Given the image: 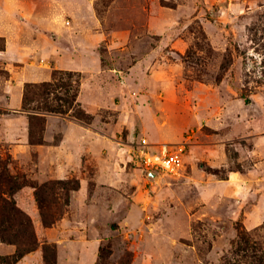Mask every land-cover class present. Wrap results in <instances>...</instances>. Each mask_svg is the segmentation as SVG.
Wrapping results in <instances>:
<instances>
[{
    "label": "rangeland",
    "instance_id": "obj_1",
    "mask_svg": "<svg viewBox=\"0 0 264 264\" xmlns=\"http://www.w3.org/2000/svg\"><path fill=\"white\" fill-rule=\"evenodd\" d=\"M9 38L19 56L11 70L1 56ZM23 68L30 76L48 69L51 79L55 71L77 72L80 89L86 81L103 95L83 99L103 106L80 101L89 122L72 111L55 114L106 124L112 137L84 168L83 198L79 176H37V151L13 152L16 142L0 132V159L13 172L38 184L73 181L56 185L62 216L53 226L64 216L71 221L53 238L35 188L23 187L38 210L36 222L25 208L43 252L36 264H46L44 243L56 245L57 264L236 263L245 229L264 252V0H0L1 99ZM46 104L22 106L30 144L44 137L54 113L33 110ZM30 113L44 115L42 134L39 123L31 135ZM143 138L153 151L182 146L183 169H144Z\"/></svg>",
    "mask_w": 264,
    "mask_h": 264
},
{
    "label": "crops",
    "instance_id": "obj_2",
    "mask_svg": "<svg viewBox=\"0 0 264 264\" xmlns=\"http://www.w3.org/2000/svg\"><path fill=\"white\" fill-rule=\"evenodd\" d=\"M11 40L7 41L6 49L3 50L1 56L6 57L7 68H11V63L18 61L19 56L14 50H11ZM71 64H81L82 61L75 59ZM27 69V66L24 67ZM21 70L22 75L15 77V82L7 83L4 88V93L7 95L5 99L0 98V108L3 112L0 113V132L3 134L5 141L16 142L13 147V152L30 151L35 149L38 154L36 171L37 176L42 178L56 177L68 178L77 175L81 178L82 197H85L87 178L84 176V168L90 166L93 161V154L100 152L110 144L111 128L104 126L99 122L94 124L83 123L69 115H59L55 113L47 114V127L45 129V142L38 144H30L28 141L29 119L28 115L22 110L23 106V88L27 81H45L51 79V72L48 69H40L36 76L27 75V70ZM95 86L87 84L85 81L81 85L78 100L85 104H96L99 107L103 106L102 102L93 103L83 99L84 94L93 92L95 95H100ZM5 110V111H4ZM99 123V124H98ZM61 132L57 142L54 141L55 134ZM20 138V139H18ZM21 140V141H19ZM13 145V144H11ZM162 145V144H161ZM16 199L21 201V207L27 208V205L32 208V215L36 222L39 221L37 209L34 206L35 197L32 190L23 188L15 195ZM71 220L64 216L59 224L53 227H46L45 233L47 237H55L59 229L66 228ZM50 240H52L50 238ZM14 244L0 241V254H11L15 251ZM43 259V252L38 247L34 251L27 253L15 264H36Z\"/></svg>",
    "mask_w": 264,
    "mask_h": 264
},
{
    "label": "trees",
    "instance_id": "obj_3",
    "mask_svg": "<svg viewBox=\"0 0 264 264\" xmlns=\"http://www.w3.org/2000/svg\"><path fill=\"white\" fill-rule=\"evenodd\" d=\"M55 71L51 80H45L40 83L27 82L23 98V107L28 109L30 100L37 99L38 101L49 103L38 107L34 111L68 113L72 111L73 116L84 122H89V112L81 107L78 100L80 93V76L77 72H68L67 76H58ZM32 110V109H31ZM30 130L31 135L34 129L41 124L39 129L40 134L44 130L45 118L44 115L30 113ZM38 120L37 122L35 121ZM40 121V122H39ZM44 137L39 141L32 140L31 143H43ZM73 181H47L44 183L29 182L25 174L13 172L10 166V160L0 159V241L14 244L16 249L11 254H0V264H15L27 253L34 251L40 246L34 220L32 216L23 209L15 194L24 186L31 185L35 188V196L37 198L42 221L45 226H53L61 218V210L56 205V200L60 199L59 188L56 185L62 184L60 188H67V184ZM80 183L74 184L71 189H77ZM70 189V188H69ZM44 193H50V199H46ZM257 242L253 239V234L249 230H241L234 252L240 254L237 262H228L229 264H246L248 257H255L257 263L264 264V252L262 248H258ZM254 253L249 254V249ZM44 260L46 264H57V247L54 243H44ZM101 247V251H103ZM261 251L259 255L258 251Z\"/></svg>",
    "mask_w": 264,
    "mask_h": 264
},
{
    "label": "built area",
    "instance_id": "obj_4",
    "mask_svg": "<svg viewBox=\"0 0 264 264\" xmlns=\"http://www.w3.org/2000/svg\"><path fill=\"white\" fill-rule=\"evenodd\" d=\"M138 153L142 159L144 169L149 171L163 170L168 173H179L184 167L183 147H174L163 143L158 151H153L147 138H143Z\"/></svg>",
    "mask_w": 264,
    "mask_h": 264
},
{
    "label": "water",
    "instance_id": "obj_5",
    "mask_svg": "<svg viewBox=\"0 0 264 264\" xmlns=\"http://www.w3.org/2000/svg\"><path fill=\"white\" fill-rule=\"evenodd\" d=\"M155 174H157L155 171H154Z\"/></svg>",
    "mask_w": 264,
    "mask_h": 264
}]
</instances>
